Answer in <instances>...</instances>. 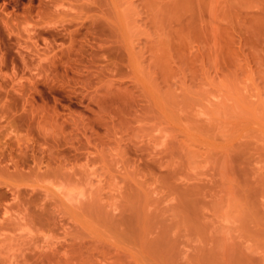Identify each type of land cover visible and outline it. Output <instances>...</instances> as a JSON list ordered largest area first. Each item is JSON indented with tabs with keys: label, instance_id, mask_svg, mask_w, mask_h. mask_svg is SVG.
Returning a JSON list of instances; mask_svg holds the SVG:
<instances>
[{
	"label": "rangeland",
	"instance_id": "obj_1",
	"mask_svg": "<svg viewBox=\"0 0 264 264\" xmlns=\"http://www.w3.org/2000/svg\"><path fill=\"white\" fill-rule=\"evenodd\" d=\"M0 240L264 264V0H0Z\"/></svg>",
	"mask_w": 264,
	"mask_h": 264
},
{
	"label": "bare ground",
	"instance_id": "obj_2",
	"mask_svg": "<svg viewBox=\"0 0 264 264\" xmlns=\"http://www.w3.org/2000/svg\"><path fill=\"white\" fill-rule=\"evenodd\" d=\"M0 243H1V240H0ZM11 257V256H10Z\"/></svg>",
	"mask_w": 264,
	"mask_h": 264
}]
</instances>
